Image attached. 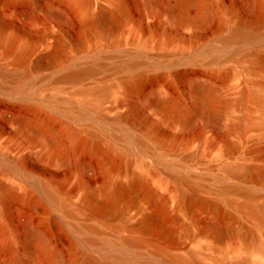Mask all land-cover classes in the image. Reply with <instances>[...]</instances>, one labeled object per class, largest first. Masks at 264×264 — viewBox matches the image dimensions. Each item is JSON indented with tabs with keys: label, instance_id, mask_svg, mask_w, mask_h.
I'll return each mask as SVG.
<instances>
[{
	"label": "bare ground",
	"instance_id": "bare-ground-1",
	"mask_svg": "<svg viewBox=\"0 0 264 264\" xmlns=\"http://www.w3.org/2000/svg\"><path fill=\"white\" fill-rule=\"evenodd\" d=\"M69 1L84 15L85 27L105 28L126 14V0L98 1L95 10L89 4H82V0ZM240 1L247 9L257 6L256 13L244 15L238 9L229 8L225 14H220L212 0H174L167 5H162L159 0H149V3L158 7L159 12L178 27H203L218 16L228 27L227 34L221 38L223 46L232 42L264 44V0ZM4 3L6 0H0V7L5 8ZM192 5L197 8L195 14L188 11ZM48 6V16L70 22L65 9ZM25 46V40L20 37L7 36L0 22V53L5 48L0 54V96H9L35 111L33 115L7 114L11 124L24 127L35 136L37 146L31 142L28 146H50L57 154L54 160L65 163L74 153L96 155L99 145L106 143L111 149L133 156L138 163L108 176L105 198L100 199L94 191L87 189L73 209L60 198V191L48 182L41 180L31 186L37 195L46 196L61 209V214L52 216L51 220L57 222L59 219L73 235L78 234L69 258L64 257L53 245L50 235L35 222L25 221L20 233L11 230L7 218L10 204L38 196L12 182H0V253L9 255V260L0 264H264V198L257 193L261 186L264 187V147L258 153L250 149L238 154L237 145L230 144L214 163L203 164L205 166H201L193 155L180 156L176 151H164L157 142L158 133L148 131L143 122H136L133 103L123 109L118 106L112 115L108 113L109 108L103 104L107 87L82 85L74 92L81 99H76L73 93L66 96L48 93V84L40 75L48 59L64 53L66 43L61 38L36 45L33 53L20 65L11 67L2 63V58L22 57L27 50ZM76 46V53L83 54L85 61L55 76L53 83H82L99 72L116 76L125 70L127 75L120 76L118 85L126 95L132 96L138 91L146 69H161L157 61L147 63L132 59L127 62L123 51L116 55V51L104 49L99 44L87 48L83 44ZM201 51V58L205 59L209 46ZM105 60L110 64L107 65ZM248 68L264 71V50L258 51ZM188 87L189 105L168 89L158 88L146 98L144 106L154 108L157 113L164 104L160 121L170 127H188L198 120L218 125L221 120L219 108L228 101L220 98L215 82L193 77ZM252 88L260 91L254 98L264 109L263 84L256 83ZM92 100L96 102L91 103ZM255 125L264 136V118L256 119ZM18 132H22L21 129L18 128ZM119 137L125 140V146L117 140ZM158 147L162 149L158 159L151 164L145 163L143 155ZM21 149L17 148L18 154ZM17 159L10 155L0 158V171L25 175L27 170ZM76 164L82 172H92L95 166L81 156ZM100 165H104L103 161ZM186 168L194 173H187L183 170ZM151 169L167 194H160L150 185L148 174L151 176ZM138 190H143L146 205L138 206L134 213L122 207L116 215L118 200L132 198ZM80 215L85 218L83 222L65 224L63 221ZM178 228L187 237V242L176 241L174 232ZM21 250L25 256L20 255ZM94 250L100 252V258L91 254Z\"/></svg>",
	"mask_w": 264,
	"mask_h": 264
},
{
	"label": "rangeland",
	"instance_id": "rangeland-1",
	"mask_svg": "<svg viewBox=\"0 0 264 264\" xmlns=\"http://www.w3.org/2000/svg\"><path fill=\"white\" fill-rule=\"evenodd\" d=\"M98 1L102 0H82V4H89L90 8L95 10ZM159 1L162 5H167L174 0ZM212 2L213 7L217 12L220 11V14H225L229 8L238 9L244 15L255 14L257 11V6L254 7L255 9H247L240 0H212ZM50 4L65 9L70 16V22L64 23L48 16L47 6H51ZM4 6L5 8L0 7V22L6 35L11 38L18 36L25 40L27 50L22 57H17L18 59L15 56L2 58V63L11 67L20 65L25 61V57L27 59L33 53L36 45L52 43L58 37L65 41L63 54L57 53L51 59L47 61L45 59L46 66L40 76L48 84L46 89L48 93L53 92L63 96L73 93L76 99H81L74 92L82 85L107 87L109 90L103 99V104L106 109L109 108V114L112 115L118 106L123 109L129 103H133L136 122H143L148 131L154 130L156 134L158 133L157 142L164 151H176L180 156L193 155L202 163L201 166L209 162L214 163L220 152L230 144L237 145L238 154L250 149L258 153L259 149L264 147V136L260 128L255 125L256 119L264 118V109L254 98L260 95V91L252 88L256 83L264 86V71L248 68L258 51L264 50V44L255 46L250 43L232 42L223 46L221 38L227 34L228 27L218 16L203 27H178L169 21L166 15L161 14L158 7L149 3V0H126V14L118 22L101 28L96 25L85 27L84 15L69 0H6ZM196 9L192 5L188 11L190 14H195ZM20 43L22 42L18 44ZM76 44H83L86 48L99 44L104 46V49L116 51V55H120V51H123V57L127 62L132 59L144 60L147 63L157 61L161 64V69H146L139 81L138 91L132 96L126 95L118 85L120 76L127 75L125 70L116 76L99 72L94 78L82 83H53L52 79L55 76L85 61L83 54L76 53ZM206 46H209V52L204 55L205 59H202L201 50ZM6 48L8 50V46ZM4 50L5 48H2L1 53ZM128 51L134 54V57ZM145 54L147 57L144 56ZM217 55L219 58L216 57ZM68 58L70 60H67ZM105 62L107 65L110 64L109 60ZM193 77L208 78L215 82L220 98L228 101L225 106L219 108L221 120L218 125L198 120L188 127L180 125L170 127L169 124L160 121V114L165 110L164 104L159 107L157 113H154V108L147 109L144 106L146 98L158 88L168 89V92L189 105L191 96L188 82ZM8 97L0 96V158H5L6 155L17 157L26 168L27 175L0 171V182H12L24 188L26 192L31 190L32 194L38 196L35 199L27 197L15 200L10 204L7 212L10 228L20 233L27 221L35 222L34 224L50 235L53 245L63 252L64 257L69 258L73 251L74 238L78 234L73 235L59 219L57 222L51 220L52 216L61 214V209L46 196L37 195L31 186L41 180L48 182L60 191L62 196L60 198L68 203L70 209H73L76 203L81 201L87 189L94 191L100 199L105 198L108 176L138 162L131 155L109 148L106 143L99 145L96 155L74 153L65 163L55 161L57 154L52 147L28 146L29 142L37 146L34 143L35 136L26 132L24 127L9 122L7 114L10 112L33 115L35 111ZM90 102L95 103L96 100ZM17 127L22 132H18ZM117 140L125 146L122 137ZM160 147L143 155L144 162L151 164L158 159L162 150ZM17 148H22L19 154ZM80 156L94 163L92 172H82L76 164ZM232 159L233 156L230 155V160ZM100 161H103V166L100 165ZM183 170L194 173L192 169ZM150 172L152 173L151 176L148 174L150 185L156 187L160 194H167L165 187L158 184L156 172L153 169ZM260 188L257 193L264 198V187ZM143 204L146 205L143 190H138L132 198L118 200L116 215L122 207L127 208L129 213H134L136 208ZM84 219L80 215L63 221L69 224L83 222ZM174 236L179 243L188 241L181 228L174 232ZM91 254L95 258L101 256L96 250ZM20 255L25 256L26 253L21 250ZM8 260V253H0V262Z\"/></svg>",
	"mask_w": 264,
	"mask_h": 264
}]
</instances>
